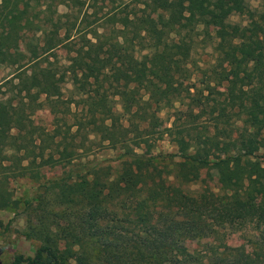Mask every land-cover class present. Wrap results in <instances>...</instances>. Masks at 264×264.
Instances as JSON below:
<instances>
[{
  "label": "trees",
  "instance_id": "obj_1",
  "mask_svg": "<svg viewBox=\"0 0 264 264\" xmlns=\"http://www.w3.org/2000/svg\"><path fill=\"white\" fill-rule=\"evenodd\" d=\"M87 1L0 0V66L18 65L0 80V211L19 208L11 185L28 179L39 189L24 210L50 196L76 212L65 228L39 220L35 256L11 264H88L87 244L115 239L123 223L142 228L132 251L142 264H264V0L258 9L247 0H132L143 6L132 11L123 0H94L101 16L83 11ZM214 23L217 63L199 79L195 49ZM58 50L67 54L61 66ZM43 104L64 128L39 139L32 113ZM163 110L172 111L178 152L146 156L139 150ZM216 140L232 149L203 157L199 146ZM94 144L120 152L118 170L76 164ZM53 166L67 169L47 178ZM206 169L218 173V191L192 193ZM249 221L259 234L253 259L219 238ZM204 237L201 248L185 242Z\"/></svg>",
  "mask_w": 264,
  "mask_h": 264
},
{
  "label": "rangeland",
  "instance_id": "obj_2",
  "mask_svg": "<svg viewBox=\"0 0 264 264\" xmlns=\"http://www.w3.org/2000/svg\"><path fill=\"white\" fill-rule=\"evenodd\" d=\"M121 3L120 0H118ZM130 3L132 0H123ZM253 9H258L260 0H247ZM131 2L129 11L137 8H143L142 5ZM61 14L67 13L69 9L62 5L58 8ZM88 11L90 14L98 12L101 16L100 5L94 0H88L83 11ZM106 11V10H105ZM136 11V10H135ZM233 23H245V19L241 16H234L231 18ZM219 26L214 23L210 26V37L206 38L205 44H199L194 53L195 63L198 64L201 72L198 78L202 79L204 73L209 72L210 67L217 63V56L214 51V43L219 37ZM21 45V49L23 48ZM57 57L52 58V61L61 66L67 63V54L64 50L55 52ZM18 70V65L14 61L10 65L0 66V80L8 79L14 75ZM197 75V74H196ZM232 87V82H224L223 89ZM66 91L71 89L70 83L65 84ZM74 111V107L72 108ZM115 110L121 111V106L115 102ZM61 116V114H59ZM160 125L157 129L156 135L153 138L146 139L142 148L139 150L146 156L176 154L177 147L171 142L169 131L172 128V111L163 110L159 113ZM36 126V136L39 139L52 133L56 128H64V125L58 121L57 114L48 104H43L35 112L32 113ZM69 123L72 122L71 118L68 119ZM203 121V120H201ZM201 123V122H200ZM201 129V126H199ZM262 149L258 155L264 164V131L262 134ZM91 151L83 154L76 164H86L89 166L107 167L111 166L114 170H118L119 162L117 157L119 151L108 148V146L93 145ZM232 149V144L227 141L216 140L211 146H199V150L203 157L209 156L210 160H219L225 157L228 151ZM63 166H53L46 168L43 173L47 178H55L66 170ZM198 179L196 182L189 185L187 188L194 194L202 192L206 188L218 191L219 175L214 169H206L197 173ZM11 188L15 197L20 201L17 210L0 211V248H5L0 261L2 264H11L14 258L22 255L24 258L34 257L39 249L41 242L36 233L38 229V221L41 219L47 220L50 223H56L61 228L68 227L76 223V212L72 209L62 207L53 197L47 196L41 203H35L27 211L24 210V200L30 199L37 194L39 185L31 180L25 179L12 183ZM157 222V217L154 218L153 223ZM113 226V223H108ZM162 228V224L158 223ZM141 226L123 223L115 229V239L109 237L107 240H94L87 244L89 253L88 264H142L137 260L135 254H132L135 242L139 240L138 235L141 234ZM158 233H154L151 237H157ZM149 237V239L151 238ZM221 244L229 247L233 252L244 253L248 258H254L257 255V248L255 243L259 238L256 222H246L236 224L226 231L220 233ZM208 238H203L201 241L198 239H191L185 241L189 246L194 248H201ZM214 239L210 238V241ZM216 241V240H214ZM224 249V248H223ZM67 264H75L73 261H68Z\"/></svg>",
  "mask_w": 264,
  "mask_h": 264
},
{
  "label": "water",
  "instance_id": "obj_3",
  "mask_svg": "<svg viewBox=\"0 0 264 264\" xmlns=\"http://www.w3.org/2000/svg\"><path fill=\"white\" fill-rule=\"evenodd\" d=\"M5 250V248H0V256L2 255L3 251ZM0 264H2V262L0 261Z\"/></svg>",
  "mask_w": 264,
  "mask_h": 264
}]
</instances>
